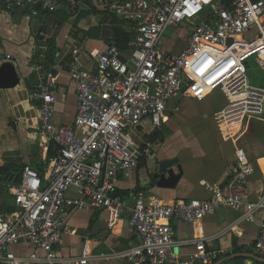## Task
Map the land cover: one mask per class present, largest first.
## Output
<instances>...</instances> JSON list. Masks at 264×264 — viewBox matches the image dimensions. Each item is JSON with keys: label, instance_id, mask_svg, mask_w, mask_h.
Returning a JSON list of instances; mask_svg holds the SVG:
<instances>
[{"label": "built area", "instance_id": "built-area-1", "mask_svg": "<svg viewBox=\"0 0 264 264\" xmlns=\"http://www.w3.org/2000/svg\"><path fill=\"white\" fill-rule=\"evenodd\" d=\"M4 4L10 10L32 7L34 14L39 8L55 10L50 0ZM106 8L131 35L130 49L124 53L114 42L108 44L95 56L94 70L84 67L79 49L72 50L77 112L71 124L55 120L56 74L33 66L39 99L33 133L53 143L56 156L46 177L25 164L11 186L16 207L0 216V264H21L10 249L21 243L44 249L49 264H89L88 246L79 257L64 258L57 250L75 209L129 214L140 239L119 253L129 264L212 263L220 255L203 240L196 242L193 253L181 254L173 221L193 222L222 207L242 211L241 218L254 221L264 209V196L246 200L254 164L240 148L231 176L220 184H205L208 199L165 203L138 190L130 204L118 192L119 180L140 163V146L130 131L145 121L153 131L161 129L168 111L179 110L182 97L202 100L220 91L225 103L216 114L242 113L241 129L245 120H264V86L250 84L248 73L252 57L264 70V0H109ZM172 27L187 32L179 52L161 45ZM5 58L11 61L12 55ZM71 188L77 196L69 194ZM254 249L264 257V217Z\"/></svg>", "mask_w": 264, "mask_h": 264}, {"label": "crops", "instance_id": "crops-1", "mask_svg": "<svg viewBox=\"0 0 264 264\" xmlns=\"http://www.w3.org/2000/svg\"><path fill=\"white\" fill-rule=\"evenodd\" d=\"M50 1L55 4L54 11L39 8L34 14L32 7L10 10L0 0V64L11 54L20 76L17 86L0 89V186L9 188L11 194L9 198L6 192H0V208L14 199L10 188L18 182L25 164L46 177L55 158L50 151L51 142L33 133L38 125L39 103L33 66L42 65L56 74L55 120L59 124H71L77 112V89L70 70L72 50L79 49L84 67L94 70L95 56L113 42V31L119 24L106 8L109 0ZM186 36V30L178 28L170 38L164 36L161 45L166 50L179 52L186 46ZM39 42L46 44L44 52L36 51ZM49 50H52L50 58ZM224 103L225 97L220 91L202 100L182 97L179 110L168 111L160 129L164 135L160 141L149 142V135L154 132L149 121L130 131L140 146V163L130 176L118 182V190L130 204L138 190H145L149 196L165 203L208 199L211 193L205 184H220L231 176L238 162V148L254 164L248 176L246 200L254 202L264 196V120H245L241 129L242 113H234L219 123L215 114ZM171 159H177L173 168L178 172L180 165L182 175L174 187H160L155 174L162 162ZM69 194L77 196L78 192L71 188ZM2 214L5 213L0 211ZM241 215L242 211L222 207L193 222L174 220L181 254L193 253L196 242L203 240L206 248L218 252L220 258L212 263L197 261L195 264H257L255 260L264 263V257L258 256L254 249L264 209L256 213L254 221ZM139 242L129 214L115 216L108 211L75 209L57 250L64 258L79 257L88 246L89 264H129L119 253ZM236 248L239 251L233 252ZM10 249L22 260L21 264H49L46 251L30 243ZM229 259L231 262H225Z\"/></svg>", "mask_w": 264, "mask_h": 264}, {"label": "water", "instance_id": "water-1", "mask_svg": "<svg viewBox=\"0 0 264 264\" xmlns=\"http://www.w3.org/2000/svg\"><path fill=\"white\" fill-rule=\"evenodd\" d=\"M231 41V39H230ZM43 42L38 43L37 52H44ZM250 74V71L248 72ZM20 82V76L16 65L12 61H5L0 64V89H8L17 86ZM177 163V159L166 160L162 162L159 166L158 172H156V177H159L158 185L160 187H174L182 175V168L180 165L177 166L178 172L175 171L173 166ZM105 172V169L103 173ZM12 179V176L8 177ZM6 178V179H8ZM18 175L15 177L17 181ZM251 257L259 258L254 254H247ZM264 261V260H263Z\"/></svg>", "mask_w": 264, "mask_h": 264}, {"label": "trees", "instance_id": "trees-1", "mask_svg": "<svg viewBox=\"0 0 264 264\" xmlns=\"http://www.w3.org/2000/svg\"><path fill=\"white\" fill-rule=\"evenodd\" d=\"M120 24V23H119ZM119 24L115 25L114 31H113V42L118 46L121 52H128L130 47H129V42L131 40V35ZM52 50H49L47 53V56L50 58L51 57ZM164 135L162 131L156 130L154 131L151 135H149V142H155V141H160L163 140ZM50 151L54 152L52 155L53 157L56 156V152L53 150V143H51V148ZM39 172V171H38ZM40 173V172H39ZM12 180V179H11ZM0 192L8 195V197H11V194L9 193V188H5L3 186H0ZM119 194H121L124 198L126 197L124 193L120 192L118 190ZM15 201L14 199H11L9 202H7L5 205L1 206L0 211L3 213H9L15 209ZM239 251L238 248H236L233 252ZM230 255V254H229ZM259 256V255H258ZM261 257V255H260ZM220 257H218L215 261H218ZM257 264H264V263H259L258 260H255ZM225 262H231V260H226Z\"/></svg>", "mask_w": 264, "mask_h": 264}, {"label": "rangeland", "instance_id": "rangeland-1", "mask_svg": "<svg viewBox=\"0 0 264 264\" xmlns=\"http://www.w3.org/2000/svg\"><path fill=\"white\" fill-rule=\"evenodd\" d=\"M176 32V28H169L165 33V38H170ZM251 66V73L249 76V82L252 85L264 86V70L261 69L255 58L252 57L249 60Z\"/></svg>", "mask_w": 264, "mask_h": 264}, {"label": "bare ground", "instance_id": "bare-ground-1", "mask_svg": "<svg viewBox=\"0 0 264 264\" xmlns=\"http://www.w3.org/2000/svg\"><path fill=\"white\" fill-rule=\"evenodd\" d=\"M215 118H216L217 122H219V123L225 121V117L223 116V114H220V113L216 114V115H215ZM240 120H241V119H240ZM226 124H227V123H226Z\"/></svg>", "mask_w": 264, "mask_h": 264}]
</instances>
